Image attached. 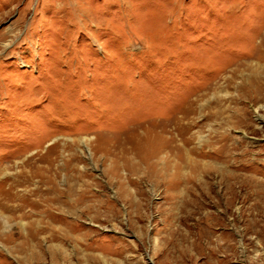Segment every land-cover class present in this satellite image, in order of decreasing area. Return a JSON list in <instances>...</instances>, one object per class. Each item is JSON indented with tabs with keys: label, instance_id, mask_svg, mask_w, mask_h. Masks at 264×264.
I'll list each match as a JSON object with an SVG mask.
<instances>
[{
	"label": "rangeland",
	"instance_id": "obj_1",
	"mask_svg": "<svg viewBox=\"0 0 264 264\" xmlns=\"http://www.w3.org/2000/svg\"><path fill=\"white\" fill-rule=\"evenodd\" d=\"M1 211L0 264H264V0H0Z\"/></svg>",
	"mask_w": 264,
	"mask_h": 264
},
{
	"label": "bare ground",
	"instance_id": "obj_2",
	"mask_svg": "<svg viewBox=\"0 0 264 264\" xmlns=\"http://www.w3.org/2000/svg\"><path fill=\"white\" fill-rule=\"evenodd\" d=\"M49 188V187H48ZM47 188V189H48ZM46 191L44 190V194L42 195H48L49 197L46 198L44 197L43 199L46 201L45 205H42L44 210V216H45V225L40 226V223L37 222H32L29 227L32 228V226H35L34 232L30 231L27 232L28 234H25V240L26 242L29 243H35L34 242V237L37 234H47L51 237H57V238H61V239H66V237L68 236H73L69 231V228L72 229L73 232H81V225L77 224V222L73 223V222H68L67 221V214L73 213L75 211L78 212V208L81 209V211H79V215H84L86 212V207H85V201H84V193L82 190L81 191H77L75 190V198L72 200H63V196H67L65 194V192L63 193H54V191H52V189H48ZM72 192V191H71ZM37 193V191L32 192V194ZM51 195V196H50ZM18 198V197H17ZM67 199V198H66ZM43 200V201H44ZM35 205V204H34ZM7 205L4 204L3 208H6ZM36 207V206H35ZM54 207V208H53ZM78 207V208H77ZM53 208V210H52ZM260 208V207H259ZM21 209V207H20ZM5 210V209H4ZM54 210H56V212H54ZM76 219V218H74ZM73 223V224H72ZM4 226L5 228H8L7 225V216L4 212H0V227ZM37 246V245H36ZM34 246H32L33 248Z\"/></svg>",
	"mask_w": 264,
	"mask_h": 264
}]
</instances>
